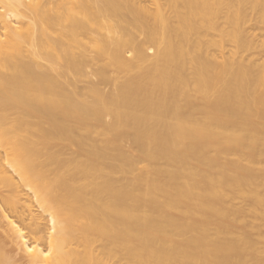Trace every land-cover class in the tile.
<instances>
[{
	"label": "bare ground",
	"instance_id": "1",
	"mask_svg": "<svg viewBox=\"0 0 264 264\" xmlns=\"http://www.w3.org/2000/svg\"><path fill=\"white\" fill-rule=\"evenodd\" d=\"M149 1L0 0V264H264V64L213 52L264 0ZM90 61L113 92L67 88Z\"/></svg>",
	"mask_w": 264,
	"mask_h": 264
},
{
	"label": "rangeland",
	"instance_id": "2",
	"mask_svg": "<svg viewBox=\"0 0 264 264\" xmlns=\"http://www.w3.org/2000/svg\"><path fill=\"white\" fill-rule=\"evenodd\" d=\"M142 2L143 3L146 2L145 3L146 6L152 7L149 0H144V1L142 0ZM250 23H251L252 26H250ZM250 23H247L246 25H243L244 26L243 28H244V31L246 30V32L249 34V36L252 37V39L254 41V42L252 41V43H254L253 45H255V42H256L257 48L255 46H254L255 48L253 47L255 50H252L253 49L252 48V49H250V51L247 50L248 52L236 51V48H235V46H234V44L232 42H230V41H224L223 48L221 49L222 51L221 50H220V52L219 51H213L214 52V55L217 58H219V59L221 57L223 59H227L228 57L232 56L234 53H237L238 58H243V59H245V61H247L248 59L249 60L251 59L250 62L252 61V62H254L256 64H260V63L262 64V62H263V64H264V46H262V45H264V28L262 26H259V25L255 26L256 24H253L254 21H250ZM253 25L256 27V29L251 28V27H253ZM257 27H258V30H257ZM248 34H247V36H248ZM0 35H1V31H0ZM248 39L250 40V38H248ZM154 51H155V49L149 48L148 51H147V54L149 56H152L154 54ZM90 59L92 60V56H90ZM90 63H91V61H90ZM94 64L91 63V66H90V64H88L86 66L87 69L85 67V73H86L85 75L86 76H83L84 78L82 77V79L81 78H78L80 80H77L76 79V82L77 83H74L75 82V80L73 79L74 76L72 77V75H71V77H70V75H68V77H66V78H68L69 81L71 80V82H72V80H74L73 84H75V85H72L69 88L68 85H71L72 83L69 82V81H67L66 84H67L68 87L67 86L66 87L69 90H71V91H75V92L80 91L79 94H82L83 95L84 90L89 85H91V83L92 84L97 83V85L100 86V89L102 91H104L106 93L113 92L115 90V83L113 81H111V80L112 79L115 80L117 78V77L114 78L115 77V74H114L115 72L108 70V71H106V77H107L108 80H99L93 74V72H94L93 70H95L93 68H96ZM119 78L120 79H118V81H122L123 80V77L120 76ZM64 80L66 81V79H63V81ZM68 82H69V84H68ZM108 120L109 119H107V121ZM256 121L261 124V121L259 119L256 118ZM262 124H264V123L262 122ZM122 148H123V152L128 157H130V158H132V159H134L136 161V170H135V172H134L133 175L137 174L139 171H141V169L148 168L150 166V163L140 153H138V151H136V148L133 147V144L129 140L124 141V143L122 145ZM247 148L248 147H246V146L244 147V149H243V152L244 153L246 152L244 150L245 149L247 150ZM248 150H247V152H248ZM77 153H78V150L75 147H69L66 151H64L62 157L65 158V159H67V158H70L71 156H73V155H75ZM107 163L108 164H112L113 162L112 161H107ZM112 177L118 183H121L122 180H123V177H121L119 174H113ZM29 196H31V195H29V193H26V191L21 192V196H20V206L21 207L19 206L20 209L18 207L17 210H18V212L20 211V213L21 212L22 213L24 212L23 214H21V217H22L23 221H20L18 218H16V215L15 214H12L10 211L5 210L4 208L2 209L3 211L5 210L4 213L8 216V218H9L8 220L9 221L10 220L13 221L18 227H20L22 229H23V227L21 225L22 224H28L30 222V219L34 218V216H36L37 213H38L37 206L35 207V204L32 202L33 200ZM233 204L235 206H238V207H243L245 205V203L242 200H240V199L234 200L233 201ZM21 209L23 211H21ZM29 216H31V217L29 218ZM36 218H38V217L36 216ZM36 218H35V220H36ZM39 220H40V218H39ZM39 220H37V221L40 222V223L42 222L43 224H47L45 221H43V220L42 221L41 220L39 221ZM248 220L251 221L253 223V225L256 227V231H253L252 232V237L256 238L257 233H260V234H263L264 235V221H254L253 219H250V218H248ZM6 222H7L6 220L0 221V226H2V229H6L7 228L6 227ZM23 232L26 235L28 234L27 233V229H23ZM7 243H9V245ZM10 243L11 242L10 241H7V240L4 242V244H7L8 245L6 247L7 249L5 248V250L7 252H10L9 254L10 255L12 254L11 256L15 255L17 261L19 260V257H20L21 260H19L18 262H19V264H20V262H21V264H23L24 262H23V260H22V258L20 256V251L18 250L17 247L13 246ZM103 246H104L103 243H98L97 246L95 247L96 248V253L97 252L100 253L101 251H98V250H101V248ZM121 262H122L121 259H118V258L117 259H113V263L114 264H120Z\"/></svg>",
	"mask_w": 264,
	"mask_h": 264
}]
</instances>
